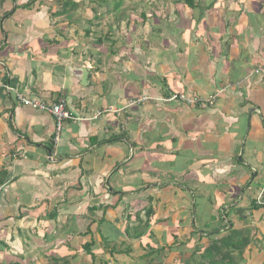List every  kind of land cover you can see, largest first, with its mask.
<instances>
[{
    "label": "crops",
    "instance_id": "obj_1",
    "mask_svg": "<svg viewBox=\"0 0 264 264\" xmlns=\"http://www.w3.org/2000/svg\"><path fill=\"white\" fill-rule=\"evenodd\" d=\"M75 1V12L55 16L57 0H0V264H90L87 243L95 264H127L136 248L137 264H166L168 199L189 216L175 220L178 241L220 225L218 214L229 228L264 231V209H250L264 190V0H198L195 9L154 0L162 5L112 13L116 27L104 34L90 10L98 1ZM196 16L208 28L193 26ZM5 83L47 104L64 98L70 117L56 132L51 114ZM172 91L217 96L161 102ZM142 96L150 100L131 103ZM150 202L153 236L124 235L142 230ZM138 210L140 223L127 216Z\"/></svg>",
    "mask_w": 264,
    "mask_h": 264
},
{
    "label": "trees",
    "instance_id": "obj_2",
    "mask_svg": "<svg viewBox=\"0 0 264 264\" xmlns=\"http://www.w3.org/2000/svg\"><path fill=\"white\" fill-rule=\"evenodd\" d=\"M95 0H88V4ZM98 5H105L106 13H118L120 10L124 13L125 9H121V0H113L111 3L105 0H97ZM177 3H181L184 8L195 9L199 7L200 3L198 0H174ZM58 10L54 12L55 16L64 15L67 16L75 12L79 7L80 3L75 0H57ZM26 6V5H25ZM27 7V6H26ZM90 10H95L94 7L90 6ZM132 9V8H131ZM100 17V14L98 15ZM2 183V180H0ZM254 193V190H253ZM255 198H251V208L252 210H258L260 208L264 209V190L260 203L255 202ZM152 199V197H151ZM150 199V200H151ZM141 210H138L134 214H128L134 217V220L139 223L142 222V218L139 216ZM144 220L142 225V230L134 227L131 233L128 227L124 229L123 234L129 235L130 238H139L140 236H153L150 226L153 223H158L159 219H156V209L151 204L145 206L143 209ZM166 219V218H165ZM242 220V217L240 218ZM211 220H215L212 216ZM219 220V221H218ZM161 221V220H160ZM218 226L212 227L208 230H204V234H198L195 228L189 232H185V241H178L177 233L175 231H170L168 234L172 241H167L164 247H167L168 252L164 255L167 261H174V264L180 262L181 264H249V260L253 259V252H258V246L260 242L264 240V231L258 228L255 224L249 222V225H245L243 228L234 229L230 227L224 232H220V228L227 226L223 223L221 215L218 214L217 218ZM264 226V217L260 220ZM94 222V221H93ZM255 227V228H254ZM95 230V229H94ZM254 230V233L252 231ZM100 232V231H99ZM91 234L93 231L88 228L87 232L84 234ZM122 233V231H121ZM101 234V233H100ZM104 245H108L106 238L103 239ZM254 242V243H252ZM264 242V241H263ZM168 243V244H167ZM92 243L84 244V250L88 253L91 262L90 264H95V258L90 250ZM186 247V248H185ZM256 248V249H255ZM185 249V250H184ZM257 250V251H256ZM153 251V250H152ZM156 251V250H155ZM111 253V252H110ZM179 259V260H177ZM161 264V263H160Z\"/></svg>",
    "mask_w": 264,
    "mask_h": 264
},
{
    "label": "rangeland",
    "instance_id": "obj_3",
    "mask_svg": "<svg viewBox=\"0 0 264 264\" xmlns=\"http://www.w3.org/2000/svg\"><path fill=\"white\" fill-rule=\"evenodd\" d=\"M106 1V3H107V1H109L110 3L113 1V0H105ZM156 1V0H155ZM92 2H94L95 3V1H92ZM149 2H151L152 3V5L151 4H149ZM153 2H154V0H121V5H120V8L121 9H127V8H133V10L134 11H132L131 9H130V11L129 12H133V14H138V12H140L141 11V9H143V11L145 10V11H149L150 10V8H153V7H157V6H161L162 4H161V2L162 1H157V2H155L154 4H153ZM108 4V3H107ZM106 5V4H105ZM105 5L103 4V5H98V4H92V6L95 8V10H96V12H98L99 14H100V17H99V24L97 25V31H100V33H102V34H104L105 32H106V30H107V26L108 25H111V30H113V28H115L116 27V25H115V23H114V17H113V15H112V13H106L105 12ZM108 6H109V4H108ZM163 7H165V5L163 6ZM167 10H168V12H169V10H171V6H166L165 7ZM153 11V10H152ZM120 12H122V11H120ZM200 13H202V12H199V13H197V14H200ZM130 15V17H129V19H130V21H129V26H131L132 25V21H133V19H132V17L134 18V15ZM199 19V16L197 17H195V18H193V20H191V24H193V26H195V24L197 23V20ZM137 21H139V22H141V18L139 17V16H137ZM199 24H201V25H198V23H197V27L199 28V29H202L203 27H205V28H208V24H209V21L208 20H202V21H200L199 22ZM115 25V26H114ZM222 25V23H220V24H216L215 23V27H217V28H219L220 26ZM134 26H132V28H133ZM196 27V26H195ZM201 27V28H200ZM118 28H120V30L122 31V32H132L131 31V29H129L127 26H126V24H125V19H120L119 20V26H118ZM188 33H190V31H188ZM188 36H190V35H188ZM172 93H176V92H174V91H172ZM181 94V93H180ZM182 95H184V94H182ZM166 96H169V95H166ZM146 100H150V98L149 97H147V96H142L141 98H139V99H135V100H133L131 103H138V102H141V101H146ZM152 100V99H151ZM166 179H171V175H169V176H167V178ZM169 181H171V180H169ZM195 182H197V181H195ZM195 182H191L190 180H187V181H185V183H186V186H189V183L192 185H194V183ZM184 183V182H183ZM197 184V183H196ZM258 194H259V192L257 193V196H258ZM190 195V194H189ZM191 196H189V200H191ZM177 199V198H176ZM193 199V198H192ZM261 199V198H260ZM129 202H132V201H129ZM168 202H169V205L171 206H173L172 207V209H170L169 207L170 206H166V214H167V217H168V221H169V223L171 224V226H172V228L174 227V231L177 233V236H181L182 235V233H181V230H184L183 228H181V230L179 229L180 228V226L177 224V221H175L176 219H180L181 220V222H183L184 220H187V219H189V216L187 217V214L186 213H182V212H180V211H177V210H175L176 209V207H177V205L174 203V202H172V203H170V200L168 199ZM190 202V201H189ZM123 204L124 205H126V204H129L127 201H125V202H123ZM159 209V208H158ZM160 209H162V208H160ZM160 209H159V211H160ZM208 209H209V207H206L205 209H204V212L205 213H207L208 212ZM217 213V212H216ZM186 216V217H185ZM222 218V217H221ZM122 219H124V218H122ZM217 220V219H216ZM219 221V220H218ZM123 222H124V220H123ZM176 222V224H174ZM130 230H132L131 228H130ZM203 230V229H202ZM204 231V230H203ZM222 232V231H221ZM121 242H123L122 240H121ZM75 245V244H74ZM136 246V245H135ZM43 247H45V246H43ZM139 253H141V250L140 249H135V252H133L132 253V255L133 256H130V257H128V258H126V257H123L124 258V261L123 262H127V264H137L138 262H139ZM253 254H255L254 252H253ZM131 258H133V259H131ZM158 258H160V259H158V260H162V259H164V258H162V257H158ZM148 260V259H147ZM147 260L145 259V260H142V263L141 264H143V261H145V262H147ZM254 257H253V259L251 260H249V263L250 264H255L254 263ZM41 263V262H40ZM45 262H42V264H44ZM152 264H154V263H152ZM166 264H172L170 261L169 262H167ZM247 264V263H246Z\"/></svg>",
    "mask_w": 264,
    "mask_h": 264
},
{
    "label": "built area",
    "instance_id": "obj_4",
    "mask_svg": "<svg viewBox=\"0 0 264 264\" xmlns=\"http://www.w3.org/2000/svg\"><path fill=\"white\" fill-rule=\"evenodd\" d=\"M1 87L5 92L8 94H14L16 96L17 100L23 104L24 106H28L30 108L40 110L43 112H47L51 114L54 119H55V124H56V132H59L61 129V124L64 119H67L70 117L69 112L66 109L65 106V99L60 98L56 103L53 104H47L43 101L36 100L34 98H30L27 96H23L21 94H18L15 92V90L9 86V84H1ZM169 96H165L161 98V102H171V101H178V102H184V103H189V104H194L200 101H206L208 104H212L215 100L216 94L208 96L206 99H201L199 97H187L185 95H182L180 93H172L169 92ZM263 195V190H259L258 196L256 195L255 202L260 203ZM261 198V199H260Z\"/></svg>",
    "mask_w": 264,
    "mask_h": 264
},
{
    "label": "water",
    "instance_id": "obj_5",
    "mask_svg": "<svg viewBox=\"0 0 264 264\" xmlns=\"http://www.w3.org/2000/svg\"><path fill=\"white\" fill-rule=\"evenodd\" d=\"M239 159H240V158H239ZM226 223H227V228H229V226H230V222L227 220Z\"/></svg>",
    "mask_w": 264,
    "mask_h": 264
}]
</instances>
